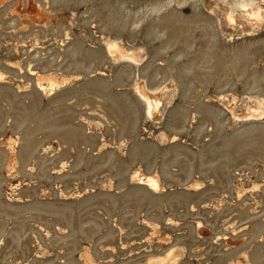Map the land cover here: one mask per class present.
Segmentation results:
<instances>
[{
	"label": "rangeland",
	"instance_id": "rangeland-1",
	"mask_svg": "<svg viewBox=\"0 0 264 264\" xmlns=\"http://www.w3.org/2000/svg\"><path fill=\"white\" fill-rule=\"evenodd\" d=\"M0 264H264V0H0Z\"/></svg>",
	"mask_w": 264,
	"mask_h": 264
},
{
	"label": "bare ground",
	"instance_id": "bare-ground-1",
	"mask_svg": "<svg viewBox=\"0 0 264 264\" xmlns=\"http://www.w3.org/2000/svg\"><path fill=\"white\" fill-rule=\"evenodd\" d=\"M260 114V113H259ZM155 184H156V182H154V183H152V186H155ZM172 257V256H171ZM170 256H168V258H167V261L169 262V261H171L172 260V258H171ZM151 261V260H150ZM152 261H154V260H152ZM155 262V261H154Z\"/></svg>",
	"mask_w": 264,
	"mask_h": 264
}]
</instances>
